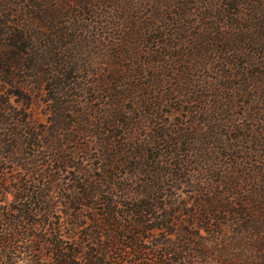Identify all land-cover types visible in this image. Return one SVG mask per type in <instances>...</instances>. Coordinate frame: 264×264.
<instances>
[{
  "label": "trees",
  "instance_id": "obj_1",
  "mask_svg": "<svg viewBox=\"0 0 264 264\" xmlns=\"http://www.w3.org/2000/svg\"><path fill=\"white\" fill-rule=\"evenodd\" d=\"M1 27L0 264H264V0H0Z\"/></svg>",
  "mask_w": 264,
  "mask_h": 264
},
{
  "label": "rangeland",
  "instance_id": "obj_2",
  "mask_svg": "<svg viewBox=\"0 0 264 264\" xmlns=\"http://www.w3.org/2000/svg\"><path fill=\"white\" fill-rule=\"evenodd\" d=\"M64 3H66L69 6V2H64ZM58 4H61V0H58ZM73 5H74V3H72L70 5V7H72L71 10H73L74 13L76 11H78L77 12V16L84 15V13L79 14V12L81 11V9H79V8H73L74 7ZM85 8H87V7H83V10ZM98 8L100 10H102L104 7L100 6ZM105 11L107 12L108 10L106 8H104V10L102 11V13H104ZM88 15L89 16L86 18V20H84L83 23L80 21V22H78L75 25L76 28H77L78 25H80L82 28H84V30H87V32H83V33L80 34V37H83L81 41H83L84 38H86L87 41H89L88 38H91L92 39V37L95 38V37H99V35L100 36L101 35H104L103 38L100 39V40H102V42H104V39L107 38V34H108L107 31H104V33H102L103 32V29H102V26L99 23H98L99 25L96 23L95 24L96 26H93V24H94L95 21L93 20L91 14H88ZM15 19L17 21V18H15ZM29 22H30V20H29ZM29 24H31V26H33V27L34 26L36 27V24L34 23V21H31L30 23H27V25H29ZM89 25H92V27L89 28ZM64 27L68 28L69 26L68 25H65ZM5 32H6L5 31V28H2L1 27L0 28V41H3V37H1V35H3ZM72 35H74V34L72 33ZM75 36L76 37H79V33L76 32L75 33ZM85 49L87 50V48H85ZM68 55L70 56L71 61L76 60L77 57H78L77 54H76V52L72 51V49H69ZM146 57L148 58V56H145V59L144 60H146ZM90 67H91L90 70H93L92 68H95L94 66H90ZM94 78L95 77L91 78L90 83H92V81H93V83H95V79ZM146 82L147 81H146V79L143 76L141 78L140 84H142V85L144 84L145 85ZM19 83H22V81L20 80ZM23 85L24 84H22V87H23ZM28 85H30V84H27V86ZM27 86L24 87V88H26V90L28 92L30 90L34 91L33 92V96L35 97V101H36V104H35V106L33 108L32 115L35 118V120L37 121L38 126H41V128L43 129L45 126L48 125L47 124V122H48L47 119L48 118H47L46 106L43 104L44 100L46 99V96L43 93L39 92V90H37L38 88H36V90H35L34 88H27ZM10 89H11L10 86H2L1 91H0V97L1 98H6L7 95H8L7 93L9 92ZM153 94L156 95V96H159L161 93H153ZM96 97H98V96L96 95ZM174 97L175 98H178L181 101H185L184 99H182V98H184L183 96H181V97L174 96ZM92 98H95V97L92 96ZM95 104H96V106H99V105H101V102H96ZM164 109H165V112L164 113H162V111H161V113L163 114V119H162V121L158 120L157 123L159 125L160 124L165 125L167 131H169V132L172 131V130L181 129L182 128V125L184 124V122L187 121L188 118H189V109H190V107L188 106V104L179 105V104H175L174 103V105H172L170 108H167V106H165V108H163L161 110H164ZM140 115H142V114L140 113ZM137 118H139V117L137 116ZM153 123H156V122H151V121L148 122V121H146L145 124H144V129H145L144 131H146L147 133H149L150 136L154 135L156 133V130H157L156 128L159 127V125L156 124L155 129H154L153 128V125H154ZM95 155L96 154H93V158H95ZM95 161H98L97 158L94 160V162ZM92 162H93V160H90V161H87L85 163H86V165H91ZM65 175H68V174H65ZM8 178H9V181L10 182L13 179V178L11 179L10 172L8 174ZM176 194L181 199L188 200L190 203H193L195 201V194L193 193V191H192V189L190 187H185L184 186ZM10 200H12V197H10ZM59 208H62V207L60 206ZM79 209H81V210L79 212H77V214L78 215L83 214L85 209L84 210L82 208H79ZM86 215H88V213H86ZM197 262H198V264H201L200 263V260H197ZM206 264H210V263H206Z\"/></svg>",
  "mask_w": 264,
  "mask_h": 264
}]
</instances>
